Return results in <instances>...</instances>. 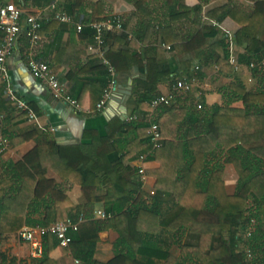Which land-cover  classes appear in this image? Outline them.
<instances>
[{"label": "trees", "instance_id": "trees-1", "mask_svg": "<svg viewBox=\"0 0 264 264\" xmlns=\"http://www.w3.org/2000/svg\"><path fill=\"white\" fill-rule=\"evenodd\" d=\"M164 1L172 21L189 18L200 8H189L181 0ZM86 2L88 0H68L62 10L76 17L84 10ZM15 3L18 8L22 7L20 0ZM145 4L146 0L137 1V12L150 18ZM92 7L91 22L101 21L98 17L102 2ZM206 17L211 23L187 42L175 35L171 26L159 28L161 43L188 55L185 74L179 76L190 81L203 80V69L213 66L226 75L235 74L230 64V40L212 24L214 20L220 23L228 17L236 19L240 25L233 42L235 48L244 47L245 52L233 51L238 63L249 67L253 62H264V0H258L249 13L224 4L207 12ZM118 39L116 34L106 35L107 58L119 82L121 69L113 58ZM164 59L163 63L156 61L154 75L138 83L142 96L135 109L141 110L143 117L132 124L119 120L110 123V131L136 133V139L127 146V154L121 161L110 164L103 160L117 149L110 135L85 146L38 144L15 167L35 186L36 197H40L47 184L54 183L45 179L46 169L41 166V158L48 153L58 157V162L75 175L73 179L82 188L96 187L102 191L94 204H103L104 211L111 217L91 218L82 223L79 239L71 234L73 241L68 249L83 264H103L94 257L100 232L108 229L117 231L120 238L115 244V257L105 264H264V67L250 70L260 86L258 90H249L235 78L222 90L223 104L209 108L204 116H190L172 103L161 106L160 114L152 123L159 125L163 144L154 150L149 134L151 101L160 96L159 84L172 75L169 62ZM195 60L198 65L192 67ZM104 68L108 73V68ZM109 79L108 73L106 85ZM235 102H242L244 107H232ZM26 115V111L22 112L21 117ZM183 128L188 132L184 139L178 136ZM29 139L31 135L25 134L10 140L19 145ZM144 154L149 160L160 163V168L152 172L156 178L154 195L144 192L143 184L134 178L136 170L124 164L127 158ZM226 164H233L239 176L233 194L228 193L224 181ZM52 186L57 222L66 221L68 215L60 213L59 192L55 184ZM49 222L42 226H49ZM2 230L0 223V235ZM249 231L251 235L247 236ZM45 240L59 245L52 235ZM176 247L178 254L173 251ZM247 250H251V258ZM47 261L48 252L41 264Z\"/></svg>", "mask_w": 264, "mask_h": 264}, {"label": "crops", "instance_id": "crops-1", "mask_svg": "<svg viewBox=\"0 0 264 264\" xmlns=\"http://www.w3.org/2000/svg\"><path fill=\"white\" fill-rule=\"evenodd\" d=\"M68 0H52L45 4L43 0H26L22 10L24 19L27 15L42 14L45 17L40 31V41L33 44L26 36V25L17 38L13 54L7 59L5 69L7 79H0V136L10 141L11 147L5 153H0V223L3 226L0 235V264H41L44 259L32 256L29 243L19 238L20 232L26 227L45 225L47 221L52 224L57 222V204L53 200L52 185L55 184L59 192L61 215L79 222L80 225L88 219L103 220L97 216V211L104 210L103 204H94L95 198L102 194L96 187L82 188L68 172L65 165L58 162L55 154L48 153L41 158V166L46 169L45 179L49 183L41 192L40 197L35 196V186L22 177L15 165L32 151L38 144L55 143L61 147L85 146L93 142L113 136L116 150L110 151L104 162L116 164L127 154V146L136 139V133L110 131V123L114 120L132 124L143 117L142 111L135 109L136 102L141 99L138 83L146 82L155 74V65L158 60L165 62L167 58L172 75L168 80L158 86L160 95H172V104L183 108L190 116H204L209 108L222 105L224 97L222 90L235 78L242 81L251 91L260 88L257 79L252 78L248 66L234 75H226L217 67H205L204 79L192 92L177 90L175 85L185 76L184 73L188 55L177 53L168 49L170 45L160 42L159 28L171 26L174 34L183 42L189 41L203 26L210 24L206 13L216 8L229 4L232 8H239L242 12H252L258 0H181L189 8H198L189 18L172 21L170 9L164 0H146L145 7L151 14L145 18L137 12L136 2L139 0H88L84 10L74 17V23L63 24L52 19L49 5L57 2L58 9L62 10ZM102 2L101 21L116 17L123 23L121 31L109 32L116 34L119 39L115 43L113 58L121 71L119 82L113 91L111 100L102 111L97 110V104L102 98L107 83V71L101 58L96 53L89 51V46L94 42V31L89 27L92 23L93 4ZM1 4L15 3V0H1ZM17 6V5H16ZM63 11V10H62ZM94 22V21H93ZM213 22H217L214 20ZM85 26L82 34L77 32L76 25ZM219 23V22H218ZM220 30H230L233 36L240 29L236 19L226 18L219 23ZM1 43V36H0ZM161 49L158 51L156 48ZM171 47V46H170ZM109 49V48H108ZM162 50V52H160ZM236 53L245 52L244 47H236ZM33 58L46 62L52 72L67 86L69 92L82 106V111H73L63 102L55 100L48 86L33 77L28 61ZM198 61L192 62L196 67ZM116 73V70H115ZM185 74V73H184ZM172 78V79H171ZM252 79V81H250ZM12 88L19 99L25 102L28 110L21 117L19 110L7 97V89ZM203 108L199 109L198 105ZM232 107L242 109V102H235ZM160 108L153 109L149 121L152 123L160 114ZM29 111L34 115L30 119ZM137 119L128 121L129 118ZM30 134L31 139L14 145L11 138L19 135ZM188 135L183 128L179 135L184 139ZM146 155V154H144ZM138 156L127 158L125 165H130L136 170L135 179L139 180L137 171L145 169L148 179L143 183L144 192H155L156 178L152 172L160 168V163L155 160L142 159ZM239 176L233 164L224 166V181L229 194L237 188ZM148 201V198H146ZM67 219V220H68ZM59 222V221H58ZM73 236L80 238L79 233ZM95 260L108 263L116 254L115 244L120 234L108 229L100 232ZM44 254L49 253V261L43 264H73L76 259L71 250L62 248L57 243L49 244L44 240ZM175 254L179 249L173 248Z\"/></svg>", "mask_w": 264, "mask_h": 264}, {"label": "built area", "instance_id": "built-area-1", "mask_svg": "<svg viewBox=\"0 0 264 264\" xmlns=\"http://www.w3.org/2000/svg\"><path fill=\"white\" fill-rule=\"evenodd\" d=\"M48 10L52 15V19L59 21L63 24H72L74 23V17L69 15L67 12L59 10L57 2L49 5ZM45 17L42 14L37 15H24L22 10H20L14 3H0V30L2 32L1 43H0V79L5 82L7 79L6 76V61L13 54L16 41L20 33L23 29V22L26 25L25 34L27 38L33 43H39L40 31L43 27ZM213 26L219 27L220 24L218 22H213ZM89 27L94 31V42L89 46V51L92 53L98 54L101 58L103 65L108 68V72L110 75V81L108 86L103 92L102 98L97 104V110L102 111L106 104L111 100L113 91L116 89L117 81H116V73L115 69L111 65L110 61L107 58L108 46L106 44V35L109 32L121 31L123 29V23L119 18L110 17L103 21H95L92 22ZM85 26L81 23L76 25V29L78 33H82L84 31ZM224 33L227 38L230 40L231 44V57L230 64L234 67L235 71L239 72L242 69L240 63L236 58V55L233 53L235 51L234 42H233V34L230 30L224 29ZM169 50L170 46L167 47ZM264 67V62L261 64L251 63L249 65V70H252L256 67ZM28 67L33 75V77L39 81L44 82L51 91V94L55 100L63 102L69 109L73 111H82V106L79 101L72 96L69 92L67 86L59 79V77L54 74L50 68V66L43 61H39L31 58L28 61ZM252 81V79H250ZM199 84L198 79L188 80L186 78L179 80L175 87L177 90L183 92H192L196 86ZM7 97L9 100L16 105L19 110L26 111L28 110L27 105L24 101L19 99L16 95V92L12 88L7 89ZM173 96L172 95H160L151 101V107L153 109H157L163 105H170L172 103ZM199 109H202L203 106L200 103L198 105ZM30 119H34L35 115L29 111ZM134 118H129L128 121ZM150 140L153 146V149H158L163 144V136L160 130V127L157 123H152L149 131ZM11 147L10 141L3 136H0V153H5ZM143 160L146 159V155L141 157ZM139 181L143 184L147 181L148 176L146 174L145 169L140 168L138 171ZM155 193L152 192V195ZM97 216L101 219H108L111 215L107 214L104 210L97 211ZM254 223V221H252ZM80 223L68 219L66 221H59L50 224L49 226H33L24 228L20 234L19 238L30 244L32 249V256L39 258L44 255V240L48 235L54 236L58 242L59 246L62 248H68L72 243L73 239L71 234L79 231ZM251 235V231L248 232L247 236ZM248 258L252 257L251 250H247ZM73 264H83L81 260L74 259Z\"/></svg>", "mask_w": 264, "mask_h": 264}, {"label": "water", "instance_id": "water-1", "mask_svg": "<svg viewBox=\"0 0 264 264\" xmlns=\"http://www.w3.org/2000/svg\"><path fill=\"white\" fill-rule=\"evenodd\" d=\"M20 2H21L22 5H25L26 0H20Z\"/></svg>", "mask_w": 264, "mask_h": 264}, {"label": "rangeland", "instance_id": "rangeland-1", "mask_svg": "<svg viewBox=\"0 0 264 264\" xmlns=\"http://www.w3.org/2000/svg\"><path fill=\"white\" fill-rule=\"evenodd\" d=\"M178 254V253H177Z\"/></svg>", "mask_w": 264, "mask_h": 264}]
</instances>
